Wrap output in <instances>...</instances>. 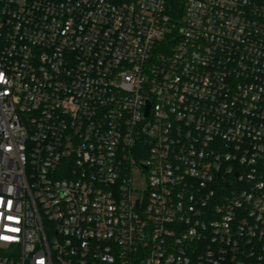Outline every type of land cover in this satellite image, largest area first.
<instances>
[{
  "label": "built area",
  "instance_id": "1",
  "mask_svg": "<svg viewBox=\"0 0 264 264\" xmlns=\"http://www.w3.org/2000/svg\"><path fill=\"white\" fill-rule=\"evenodd\" d=\"M182 4L0 0V264H264V0Z\"/></svg>",
  "mask_w": 264,
  "mask_h": 264
},
{
  "label": "rangeland",
  "instance_id": "2",
  "mask_svg": "<svg viewBox=\"0 0 264 264\" xmlns=\"http://www.w3.org/2000/svg\"><path fill=\"white\" fill-rule=\"evenodd\" d=\"M133 196H142L147 190L146 176L144 174H135L133 177Z\"/></svg>",
  "mask_w": 264,
  "mask_h": 264
},
{
  "label": "trees",
  "instance_id": "3",
  "mask_svg": "<svg viewBox=\"0 0 264 264\" xmlns=\"http://www.w3.org/2000/svg\"><path fill=\"white\" fill-rule=\"evenodd\" d=\"M169 6L171 13L177 12V16L180 18L183 8L182 0H169Z\"/></svg>",
  "mask_w": 264,
  "mask_h": 264
},
{
  "label": "water",
  "instance_id": "4",
  "mask_svg": "<svg viewBox=\"0 0 264 264\" xmlns=\"http://www.w3.org/2000/svg\"><path fill=\"white\" fill-rule=\"evenodd\" d=\"M148 110H149V104L147 105V109H146V111H145V116L147 115Z\"/></svg>",
  "mask_w": 264,
  "mask_h": 264
}]
</instances>
